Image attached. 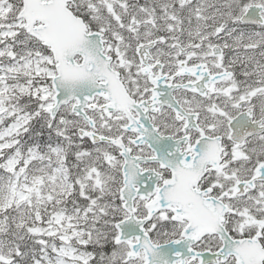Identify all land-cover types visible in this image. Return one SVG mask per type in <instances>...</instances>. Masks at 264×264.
Here are the masks:
<instances>
[{
  "label": "snow or ice",
  "instance_id": "snow-or-ice-1",
  "mask_svg": "<svg viewBox=\"0 0 264 264\" xmlns=\"http://www.w3.org/2000/svg\"><path fill=\"white\" fill-rule=\"evenodd\" d=\"M0 264H264V0H0Z\"/></svg>",
  "mask_w": 264,
  "mask_h": 264
}]
</instances>
